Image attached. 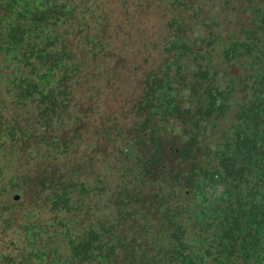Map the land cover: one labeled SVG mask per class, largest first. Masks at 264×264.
Instances as JSON below:
<instances>
[{
  "label": "trees",
  "instance_id": "obj_1",
  "mask_svg": "<svg viewBox=\"0 0 264 264\" xmlns=\"http://www.w3.org/2000/svg\"><path fill=\"white\" fill-rule=\"evenodd\" d=\"M0 264H264V0H0Z\"/></svg>",
  "mask_w": 264,
  "mask_h": 264
}]
</instances>
